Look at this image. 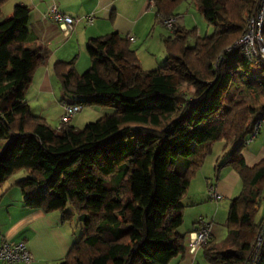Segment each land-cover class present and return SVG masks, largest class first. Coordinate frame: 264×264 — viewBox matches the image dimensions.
Instances as JSON below:
<instances>
[{
    "label": "trees",
    "instance_id": "1",
    "mask_svg": "<svg viewBox=\"0 0 264 264\" xmlns=\"http://www.w3.org/2000/svg\"><path fill=\"white\" fill-rule=\"evenodd\" d=\"M8 0H0V8ZM183 0H156L157 16H175ZM260 0H194L210 35L174 26L164 38L167 63L144 71L129 37L110 33L89 40L90 67L74 60L54 63L65 95L83 106L113 109L84 129L69 124L60 132L35 115L21 89L32 57L41 65L48 50L26 47L29 11L17 4L0 20V189L17 171L27 205L60 210L64 223L82 226L80 238L59 264H169L183 258L180 201L214 146L224 142L229 158L221 164L240 177L224 223L226 237L203 244L207 264H251L264 217L257 213L264 193V158L248 166L242 152L264 120V61H248L234 47L247 17ZM131 68L126 82L119 60ZM188 82L189 95L174 79ZM142 79V80H141ZM148 79L149 87L140 82ZM233 86L234 94L225 96ZM48 190H44V186ZM40 190V191H39ZM39 191V192H38ZM118 205L112 221L109 210ZM194 230H191V232ZM258 264H264V240Z\"/></svg>",
    "mask_w": 264,
    "mask_h": 264
},
{
    "label": "crops",
    "instance_id": "2",
    "mask_svg": "<svg viewBox=\"0 0 264 264\" xmlns=\"http://www.w3.org/2000/svg\"><path fill=\"white\" fill-rule=\"evenodd\" d=\"M17 4L26 6L29 11L27 24L29 35L28 41L25 42L26 47L33 50H48L50 53L47 65H41L38 59L32 57L29 67V73L42 71L40 90L47 93L49 90H55L59 85V95H65L53 69L55 62L74 60V69L77 73H83L90 67L91 55L87 45L92 38L110 33L127 36L133 38L131 47L138 52L137 46L140 43L143 44V39L147 36L149 42L153 41L160 47L158 52L161 53L163 50L166 51L164 38L173 34L169 30L170 34L159 33L160 36L155 37L157 24L160 23L157 21L156 9H149L148 0H8L0 8V20L10 16ZM52 5H56L62 12L72 16L93 14L94 23L93 25L80 24L66 37L61 33L58 25L45 19V14ZM176 15L179 17L178 25L186 29L181 23L178 12ZM198 36L201 35L198 34ZM50 70H53L54 79L49 76ZM65 101L67 100L61 98L62 111ZM70 124L73 125V122L71 121ZM51 129L55 130L52 127ZM220 147L222 146L216 144L210 155ZM223 149L224 147L221 148L222 152L216 158L214 154V158H211L208 163L209 155L206 157L204 164L183 194L180 201L183 206L181 233L187 234L191 230H196L199 228L200 218L212 216L211 237L217 242L226 237L224 223L230 201L240 193L242 184L239 175L231 167H221L230 155L227 149L226 151ZM242 155L248 166H253L264 158V123L257 137L246 145ZM205 167L208 169L207 172L204 171ZM13 178L11 176L0 189V244L6 241L26 243L33 257L29 264L61 263L74 242L80 238L83 230L75 224V221L72 223H74L76 232L68 223H64L60 210L46 212L27 205L24 194L15 185L20 178ZM211 184L222 196L218 201L209 198L208 187ZM44 190H48L46 185ZM192 209L201 210L192 225L184 227V220L189 218L188 211ZM77 231L80 233L79 236L76 234ZM204 261L200 247L195 254H190L186 250L183 258H174L169 264H203ZM0 264L6 263L0 262Z\"/></svg>",
    "mask_w": 264,
    "mask_h": 264
},
{
    "label": "rangeland",
    "instance_id": "3",
    "mask_svg": "<svg viewBox=\"0 0 264 264\" xmlns=\"http://www.w3.org/2000/svg\"><path fill=\"white\" fill-rule=\"evenodd\" d=\"M197 7L195 6L194 0H183L176 8H175V13H179L181 17V23L182 25L188 29H197V32L201 36L205 35H210L213 32V27L208 25L206 22L205 18L203 17L202 14L199 13V11L196 9ZM243 32V30H242ZM241 32V34H242ZM159 33L168 35L171 32L163 27L161 24H157V34H155V37L160 36ZM146 37V38H145ZM143 39V44L140 43L139 46H137L138 50V57L140 60V66L144 71H152L155 69H158L160 67H163L167 63V58H168V53L167 51H161L159 53L160 47L155 42H149V37L145 36ZM136 45V44H135ZM136 47V46H135ZM119 64L122 67V72L123 76L126 80V82H131L133 79L131 68L129 67L128 64H126L123 60L118 61ZM54 69V65H53ZM41 70H38L34 74L31 72L29 73L28 79L25 82L24 86L21 89V93L24 96V99L26 100L27 104L31 106L32 112L37 115V116H42L44 117L47 125L49 127H52L54 129H57L58 126L60 125V119L63 114L62 111V105H61V98H64L65 100H76L79 101L82 98L80 96H73V95H59V90L60 86L58 85L55 90H49V93L47 92H42L40 90V79H41ZM50 77L53 79L55 78V75L53 73V70L49 71ZM142 80V79H141ZM175 85H178L179 88L183 91H187V93L191 96L195 93L193 87H189L187 84L188 82L175 78L174 80ZM31 82V83H30ZM144 88L149 87V81L148 79H145L144 81L140 82ZM235 88H228V90L225 92V96L231 97L234 94ZM253 96L249 97L247 99V103L250 105H253V108H258L262 105H264V98H259L257 103L254 102ZM107 113H113V109L107 106H101V105H92V106H83L81 111L78 112L74 118L72 119L73 126L78 129H84L89 123L96 122L102 117H104ZM222 144V145H220ZM225 143L220 142L217 143V146H222L224 147ZM215 149L214 153L212 155H209L207 158V163L211 158H215L218 154H221V148ZM228 153H231V149H227ZM206 163V164H207ZM207 167L204 168V171L207 172ZM22 171H16L12 177L14 178H21L22 177ZM13 178V179H14ZM40 191V190H39ZM38 191V192H39ZM119 209L118 205L113 206L112 209L109 210V217L110 220L115 219V214L117 210ZM201 209H192L188 211L189 213V218L184 220V227H187L188 225L191 226L195 217L198 215ZM210 217H204L198 219H203L206 222H210L212 220ZM264 217V193L262 196V200L258 209L257 213V221H259L261 218ZM207 218V219H206ZM199 219V220H200ZM73 222V221H72ZM70 221L66 222L68 223L73 229H75L74 223ZM72 224V225H71ZM76 224V223H75ZM68 225V226H69ZM188 226V227H189ZM80 229H82V226H79ZM183 230V228L181 229ZM76 232V229H75ZM78 236L80 233L77 231L76 233ZM203 264H207L205 261Z\"/></svg>",
    "mask_w": 264,
    "mask_h": 264
},
{
    "label": "built area",
    "instance_id": "4",
    "mask_svg": "<svg viewBox=\"0 0 264 264\" xmlns=\"http://www.w3.org/2000/svg\"><path fill=\"white\" fill-rule=\"evenodd\" d=\"M149 9H156V0H148ZM45 19H48L58 25L61 33L64 36L70 35L76 26L80 24L93 25L95 17L93 14L84 16H72L62 12L56 5H52L47 13ZM157 21L166 29L173 31L174 26L178 25L179 17L177 15L165 17L157 16ZM133 41V38H129ZM234 47L239 48L244 57L256 63L257 61H264V0H260L257 11L247 17L242 35L235 43ZM83 105L74 103L73 101H65L63 104V114L60 119V125L55 132H60L63 127L69 125L74 116L81 111ZM264 120L257 123L253 134L246 140V145L250 144L258 135ZM208 195L212 200H220L221 195L216 191L214 185H209ZM199 228L189 232L186 236V249L190 254H195L197 249L211 237V222H206L203 219L198 221ZM264 240V221L262 224V231L257 237L256 258L251 264H258L260 259V247ZM33 257L24 242H9L6 241L0 244V262L6 264H29Z\"/></svg>",
    "mask_w": 264,
    "mask_h": 264
}]
</instances>
